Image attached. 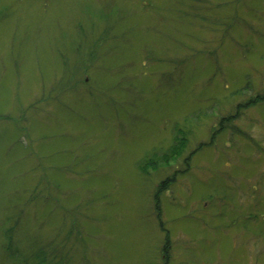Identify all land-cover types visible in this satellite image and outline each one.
<instances>
[{"label": "rangeland", "instance_id": "1", "mask_svg": "<svg viewBox=\"0 0 264 264\" xmlns=\"http://www.w3.org/2000/svg\"><path fill=\"white\" fill-rule=\"evenodd\" d=\"M44 254L264 264V0H0V264Z\"/></svg>", "mask_w": 264, "mask_h": 264}, {"label": "trees", "instance_id": "2", "mask_svg": "<svg viewBox=\"0 0 264 264\" xmlns=\"http://www.w3.org/2000/svg\"><path fill=\"white\" fill-rule=\"evenodd\" d=\"M253 102L256 101L255 99L252 100ZM174 143L172 146H170L168 149H166V151H163V153L159 154V153H155L151 156L145 157V159H143L141 162H139V169L143 172L146 173V170L148 167H152L153 169L157 167V165L160 164H167L170 159H174V157H177L178 154L183 152V146L185 144V140L184 137H180L178 135H176L174 137ZM178 172H173V175L175 176ZM168 177L161 180L158 184V188H157V193L161 190H165V188L168 187ZM156 195V194H155ZM157 199H158V195H156V206H157ZM7 239V238H6ZM168 241H166V245H167ZM49 248V250L51 249L52 252L56 249L57 246H53L51 247V245L49 244L47 246ZM55 247V249H53ZM44 250V249H43ZM44 252V251H42ZM46 252V251H45ZM50 251H48L47 253L49 254ZM45 255L44 254L42 256V258H39L38 262L35 264H51L50 263V259H45ZM56 260H57V256H56Z\"/></svg>", "mask_w": 264, "mask_h": 264}]
</instances>
